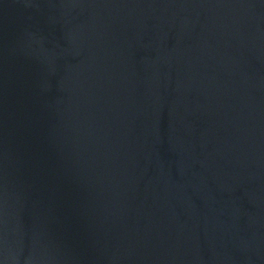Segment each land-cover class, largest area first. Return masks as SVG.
<instances>
[{
	"label": "water",
	"instance_id": "obj_1",
	"mask_svg": "<svg viewBox=\"0 0 264 264\" xmlns=\"http://www.w3.org/2000/svg\"><path fill=\"white\" fill-rule=\"evenodd\" d=\"M0 264H264V0H0Z\"/></svg>",
	"mask_w": 264,
	"mask_h": 264
}]
</instances>
